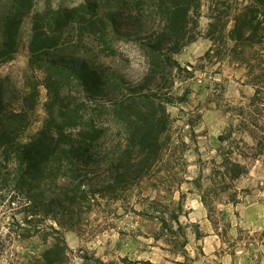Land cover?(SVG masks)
Segmentation results:
<instances>
[{
	"label": "trees",
	"instance_id": "trees-1",
	"mask_svg": "<svg viewBox=\"0 0 264 264\" xmlns=\"http://www.w3.org/2000/svg\"><path fill=\"white\" fill-rule=\"evenodd\" d=\"M112 1L119 3L121 10L101 14L93 1L39 10L32 0H4V4L0 0V66L13 60L23 21L29 20L22 85L17 87L0 76V177L5 181L11 174L7 170L11 164L16 186L60 182L52 200L29 206L32 218L45 220L52 215L58 225V229L43 227L56 235L42 254L43 264L71 261L63 230L77 227L79 214L87 211L97 193L117 196L127 192L163 162L167 149L164 136L170 124L167 107L186 100L175 92L174 85L192 75L174 56L198 37L203 1L208 3L205 35L211 45L202 59H227L241 65L254 91L246 105L232 108L231 120L218 137L221 160L216 168L221 170L222 179L227 176L235 181L246 173L244 164L232 159L231 152H224L225 142L231 147L243 142L232 139L235 131H246L259 148L264 146V52L256 49L264 44V0ZM117 19L140 28L138 47L149 68L138 85L113 94L105 90L108 77L102 66L92 67L85 59L62 53L83 47V36L92 40L95 49L114 53L110 32ZM40 87L46 90V119L23 144L20 138L30 126ZM108 136L113 138V158L101 171L102 181L92 184L87 172L89 156L104 147ZM205 201L202 195L203 205H207ZM150 207V212L141 214L157 220L154 240L182 253L187 238L179 221L180 202L163 198L152 201ZM79 253L83 264H104L88 251ZM121 263L130 264L125 258Z\"/></svg>",
	"mask_w": 264,
	"mask_h": 264
},
{
	"label": "rangeland",
	"instance_id": "rangeland-1",
	"mask_svg": "<svg viewBox=\"0 0 264 264\" xmlns=\"http://www.w3.org/2000/svg\"><path fill=\"white\" fill-rule=\"evenodd\" d=\"M91 1L101 14L121 10L119 3L112 0H32L33 7L39 10L45 6L71 8ZM208 22V3L203 1L198 37L174 56L192 75L174 85L175 92L186 100L167 107L170 124L164 136L167 149L163 162L127 192L117 196L97 193L87 211H82L80 217L76 213V228L60 227L72 252L67 264H83L80 250L94 254L104 264H122L123 258L130 264H264V146L259 148L246 131H235L232 139L243 142L238 147L225 142L224 152H231L228 155L232 159L244 164L246 173L234 181L227 176L222 179L221 170L216 168L221 160L218 137L231 120L230 112L239 104L246 105L254 91L241 65L227 59H202L211 45L205 35ZM139 32L134 24L117 19L110 32L114 53L95 49L92 40L83 36V47L65 50L62 55L85 59L92 67L102 66L108 77L105 90L113 94L125 92L138 85L149 68L148 59L138 47ZM28 37L26 19L18 52L12 61L0 66V76L17 87L22 85L27 63ZM256 49L263 53L264 44ZM46 101V90L40 87L21 143H27L43 126ZM115 132L112 130V135ZM104 139V147L89 156L87 172L92 184L102 181L101 171L113 158V138ZM13 169L9 164L11 174L5 181L0 177V264H43L42 254L56 237L43 227L58 229V225L52 215L45 220L32 218L29 206L52 200L60 182L16 186ZM174 187L179 191H172ZM202 195L207 205L201 202ZM163 198L180 202L179 221L187 238L182 253L172 252L162 240H154L158 222L141 214L151 211L152 201Z\"/></svg>",
	"mask_w": 264,
	"mask_h": 264
}]
</instances>
